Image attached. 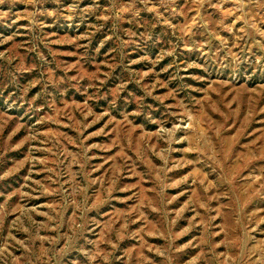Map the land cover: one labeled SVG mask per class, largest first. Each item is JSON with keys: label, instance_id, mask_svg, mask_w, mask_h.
<instances>
[{"label": "rangeland", "instance_id": "374dc122", "mask_svg": "<svg viewBox=\"0 0 264 264\" xmlns=\"http://www.w3.org/2000/svg\"><path fill=\"white\" fill-rule=\"evenodd\" d=\"M0 264H264V0H0Z\"/></svg>", "mask_w": 264, "mask_h": 264}]
</instances>
